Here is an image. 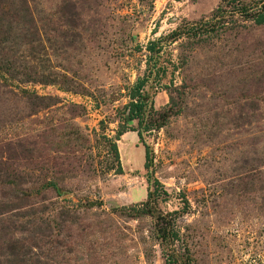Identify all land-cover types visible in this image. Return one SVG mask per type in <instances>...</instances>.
<instances>
[{
    "label": "rangeland",
    "instance_id": "rangeland-1",
    "mask_svg": "<svg viewBox=\"0 0 264 264\" xmlns=\"http://www.w3.org/2000/svg\"><path fill=\"white\" fill-rule=\"evenodd\" d=\"M254 1L0 0V264H264Z\"/></svg>",
    "mask_w": 264,
    "mask_h": 264
},
{
    "label": "trees",
    "instance_id": "trees-1",
    "mask_svg": "<svg viewBox=\"0 0 264 264\" xmlns=\"http://www.w3.org/2000/svg\"><path fill=\"white\" fill-rule=\"evenodd\" d=\"M262 2V3H261ZM261 3V5H260ZM251 7L255 8V11L250 12L249 7L243 6L244 15L251 18L254 24L261 25L264 23V1L256 0L253 2ZM246 13V14H245ZM210 23H206L203 27L200 26H187L183 28L182 31L180 28L174 29L170 32L169 38L172 40L177 39L181 33H185L186 35L197 36L202 34L203 31H211V28L208 26ZM157 42H149L148 51L153 54V50ZM154 56V55H152ZM143 78H140L138 82L130 89L129 93V101L123 105L122 108L118 110L119 114L122 117V121L118 124V129L116 131V135L114 139H117L123 132L126 130H133L137 133L138 139L143 141V131H150L153 127H160L161 122L158 123V117H154L152 115V101L147 102V93L143 90ZM121 110V111H120ZM136 122V128L131 126L133 122ZM111 149L114 152V157L117 158V146L115 141H111ZM147 153V151H146ZM147 155V154H146ZM156 184L157 181H154ZM156 191L153 189L152 191L148 192V196H152L155 194ZM2 210V207L0 208ZM19 229V228H18ZM14 232H18L17 230L13 229ZM173 236H176L173 234ZM9 243L14 247L17 245L15 242L17 241L14 236L9 237ZM12 252V251H11ZM3 258L7 257L5 253L0 254ZM166 264H175L174 259H170L166 257Z\"/></svg>",
    "mask_w": 264,
    "mask_h": 264
}]
</instances>
